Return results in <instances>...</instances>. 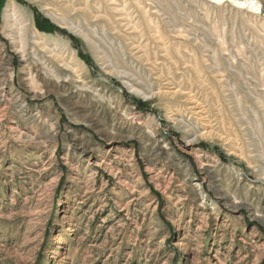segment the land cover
Returning a JSON list of instances; mask_svg holds the SVG:
<instances>
[{"label": "rangeland", "instance_id": "rangeland-1", "mask_svg": "<svg viewBox=\"0 0 264 264\" xmlns=\"http://www.w3.org/2000/svg\"><path fill=\"white\" fill-rule=\"evenodd\" d=\"M0 264H264V0H0Z\"/></svg>", "mask_w": 264, "mask_h": 264}]
</instances>
